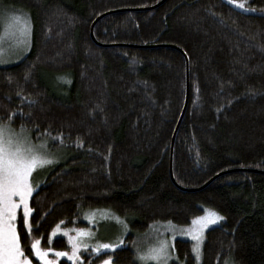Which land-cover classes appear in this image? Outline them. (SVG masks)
Instances as JSON below:
<instances>
[{
	"label": "trees",
	"instance_id": "1",
	"mask_svg": "<svg viewBox=\"0 0 264 264\" xmlns=\"http://www.w3.org/2000/svg\"><path fill=\"white\" fill-rule=\"evenodd\" d=\"M159 1L0 0V13L23 11L32 25L28 54L0 66V122L68 155L31 195L29 225L18 215L24 256L36 241L65 249L51 231L103 208L129 232L90 261L138 264L133 241L152 224L187 226L210 209L223 220L205 231L200 264H264V0H236L250 11L224 0L138 10ZM107 12L97 45L90 26ZM178 49L189 87L174 183L170 143L186 95ZM173 250L196 264L190 241Z\"/></svg>",
	"mask_w": 264,
	"mask_h": 264
},
{
	"label": "rangeland",
	"instance_id": "2",
	"mask_svg": "<svg viewBox=\"0 0 264 264\" xmlns=\"http://www.w3.org/2000/svg\"><path fill=\"white\" fill-rule=\"evenodd\" d=\"M230 5L236 7L237 9L243 11H250L251 8L243 5L239 7L241 3L236 1L235 4L231 3L230 0H224ZM31 36H32V25L28 15L23 11H8L5 10L0 13V66H9L19 60H21L25 55L28 54L31 47ZM0 125H7L9 129L13 132L20 133L21 130L14 129L11 125L7 123L0 122ZM23 135L28 138L31 144L40 145L46 141L44 140H34L30 137L29 133L24 130ZM41 154L47 157H50L54 160V163L45 165L43 168H38L34 171L30 177V183L37 189L36 185L39 186L44 183L45 172L50 170L53 166L62 164L67 158L68 155L66 152L60 148H50L49 144H46V148L41 149ZM38 173V174H37ZM37 174V175H36ZM31 197V196H30ZM28 198V203L30 200ZM13 199L19 200L18 197ZM30 207V205H29ZM210 210V209H209ZM23 205H20L16 209V221L18 215L23 218ZM31 214V213H30ZM204 212L198 216H204ZM220 215V214H219ZM221 216V215H220ZM223 217V216H222ZM195 217L194 219H196ZM82 224L67 226L63 224H58L50 233V241L56 238H64L66 242V248L60 250L53 249H43L37 243L36 247L32 249V257L25 256L30 264H44V261L36 255V252L43 251L46 253V259L53 261V264H92L90 261V256L94 254L110 251L116 248H119L124 245L126 242L125 237L129 232L128 225L122 221V219L115 215L108 209L103 208H92L83 210L77 218ZM193 219V220H194ZM193 220L190 225L181 226L169 222H161L152 224L149 229L141 233L134 241L133 246L137 251V262L138 264H158L154 259H151V255L154 254V250L159 248L160 243L166 242L168 245V259L167 264L176 263L183 264V262L176 256L173 250V243L175 240H187L191 242L192 254L195 259L196 264L201 263V249L204 239V233L210 227H213L219 224L222 220L217 221L215 224H210L205 228H202L200 231V239L197 241L194 239L193 233L190 231L194 225ZM198 226V225H197ZM79 230H84L90 235L81 237V240L84 244H87V248H80L76 254V258L70 259L72 256V242L69 241V236H77ZM37 242V241H36ZM199 243V259L196 258V254L193 252V247ZM109 244L115 245V248L100 249L99 252L95 251L99 245ZM57 252L66 253L64 256H57ZM90 255V256H89ZM141 257H149L147 259H141ZM109 260V259H106ZM105 260L98 262L97 264H103ZM112 264V262H111ZM159 264H163V261H160ZM226 264H233L228 262Z\"/></svg>",
	"mask_w": 264,
	"mask_h": 264
},
{
	"label": "snow or ice",
	"instance_id": "3",
	"mask_svg": "<svg viewBox=\"0 0 264 264\" xmlns=\"http://www.w3.org/2000/svg\"><path fill=\"white\" fill-rule=\"evenodd\" d=\"M235 4L236 0H230ZM243 7V5H238ZM60 79H64L61 77ZM24 128L21 126V132L16 133L7 127V125H0V264H30V261L24 256L19 241L16 225V209L23 205V222L25 226L29 225V216L32 209L29 207L28 198L33 194L34 187L30 183V177L38 168H43L45 165L54 163L50 157L41 154V149L46 148L47 142L40 145H33L27 137L23 135ZM55 139V138H53ZM78 147L82 146L78 143ZM38 188L39 185L37 184ZM18 197L19 200L13 199ZM215 210L205 209V215L197 217L193 220L194 227L190 230L194 239H200V231L202 228L210 224H215L222 220ZM171 223V222H169ZM198 225V226H197ZM90 235L84 230H79L78 235L69 236V241L72 242V256L70 259L76 258V254L80 248H87L81 237ZM34 242L33 248L36 247ZM115 248V245L102 244L99 245L95 251L100 249ZM193 252L196 258L199 259L200 249L199 243L194 245ZM36 255L44 261V264H53V261L46 259V253L37 251ZM57 256H64L66 253L57 252ZM149 257H141L147 259ZM151 259L158 262L163 261L167 264L168 259V245L166 242H161L159 248L154 250ZM103 264H111V259L105 260Z\"/></svg>",
	"mask_w": 264,
	"mask_h": 264
},
{
	"label": "water",
	"instance_id": "4",
	"mask_svg": "<svg viewBox=\"0 0 264 264\" xmlns=\"http://www.w3.org/2000/svg\"><path fill=\"white\" fill-rule=\"evenodd\" d=\"M166 0H161L159 2H157L156 4L152 5V6H149V7H145V8H140L138 10H151V9H154V8H157L159 7L160 5H162ZM132 10V9H131ZM109 12L107 13H104V14H101L99 15L97 18H95V20L92 22L91 26H90V37L92 38V40L97 44V45H101L99 44L98 42H96V40L94 39V35H93V28H94V25L95 23L101 19L102 17L106 16ZM184 56V59H185V70H186V95H185V101H184V104H183V108H182V111H181V114L179 116V119L176 123V126L174 128V131L172 133V137H171V143H170V165H169V174H170V178L171 180L174 182L173 180V175H172V154H173V146H174V142H175V138H176V135H177V132H178V129H179V126H180V123L183 119V116H184V113L186 111V107H187V102H188V77H189V63H188V58L186 56V54H184V52H182L180 49H178ZM213 180V178L211 180H209L205 185H203L202 187L200 188H197V189H187V191H197V190H200V189H203L206 185H208L211 181ZM175 183V182H174Z\"/></svg>",
	"mask_w": 264,
	"mask_h": 264
},
{
	"label": "bare ground",
	"instance_id": "5",
	"mask_svg": "<svg viewBox=\"0 0 264 264\" xmlns=\"http://www.w3.org/2000/svg\"><path fill=\"white\" fill-rule=\"evenodd\" d=\"M188 103V102H187ZM173 180H174V178H173Z\"/></svg>",
	"mask_w": 264,
	"mask_h": 264
}]
</instances>
